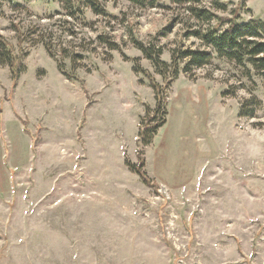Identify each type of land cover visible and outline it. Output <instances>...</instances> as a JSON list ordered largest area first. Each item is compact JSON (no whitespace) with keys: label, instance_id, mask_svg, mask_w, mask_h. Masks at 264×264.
I'll list each match as a JSON object with an SVG mask.
<instances>
[{"label":"rangeland","instance_id":"374dc122","mask_svg":"<svg viewBox=\"0 0 264 264\" xmlns=\"http://www.w3.org/2000/svg\"><path fill=\"white\" fill-rule=\"evenodd\" d=\"M100 1L69 18L58 0H0L24 68L0 64V264H264V78L213 54L173 79V52L200 49L186 5ZM218 2L264 22V0Z\"/></svg>","mask_w":264,"mask_h":264},{"label":"trees","instance_id":"16d2710c","mask_svg":"<svg viewBox=\"0 0 264 264\" xmlns=\"http://www.w3.org/2000/svg\"><path fill=\"white\" fill-rule=\"evenodd\" d=\"M130 4L139 8H154L157 4L156 0H125ZM178 5H186L184 7L187 21L190 23L187 27V38H193L199 43L200 49L196 50H177L172 54V62L174 68V77L178 75V64L181 61L185 62L184 72L190 73L194 69L202 68L210 64L213 54L218 58L226 59L233 62L237 66H250L253 71L264 78V22L260 19H251L247 23H240V17L235 10L230 11L228 17L219 16L211 9L221 11L222 14L227 12L226 5L219 4L218 0H173ZM65 15L69 18L83 17L85 10H89L94 15H104L105 9L100 0H58ZM209 4L210 7H206ZM51 18V17H50ZM39 29V28H38ZM38 31L33 30L31 34L35 35ZM42 32V31H40ZM74 35V32H70ZM46 34L40 35L37 40H41L50 58L55 59L53 53L52 39L53 35L49 34V40H46ZM52 36V37H51ZM102 43L107 45L111 50H116L115 44L112 45L108 38H101ZM135 48L142 55L153 63L155 67L163 68L168 66L159 60L161 50L153 46L145 47L143 44L135 42ZM59 46V45H58ZM8 46L3 38L0 37V64L8 66L10 70H14L17 74L23 71L24 68H16L17 59L14 58L11 52L7 49ZM60 54L63 58H68L73 64V70L79 56H71V54L60 48ZM16 63V64H15ZM58 70L62 75L70 78L64 72V64L58 62ZM161 101L158 102L160 104ZM159 110L161 107H158ZM245 111V110H244ZM242 110L240 116H251V112ZM165 111H161V119L159 125L151 131H146L142 136V145L150 144L152 136L157 129L165 124ZM132 172L138 174L143 180L144 174H140V168L135 165H127ZM141 167V166H140ZM139 169V170H138Z\"/></svg>","mask_w":264,"mask_h":264},{"label":"crops","instance_id":"0c3cea01","mask_svg":"<svg viewBox=\"0 0 264 264\" xmlns=\"http://www.w3.org/2000/svg\"><path fill=\"white\" fill-rule=\"evenodd\" d=\"M164 182V181H163Z\"/></svg>","mask_w":264,"mask_h":264}]
</instances>
